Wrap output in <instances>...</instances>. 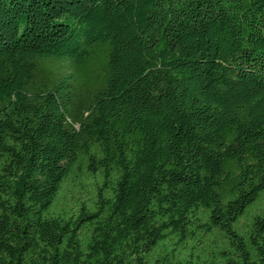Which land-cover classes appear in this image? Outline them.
I'll use <instances>...</instances> for the list:
<instances>
[{
  "label": "trees",
  "instance_id": "16d2710c",
  "mask_svg": "<svg viewBox=\"0 0 264 264\" xmlns=\"http://www.w3.org/2000/svg\"><path fill=\"white\" fill-rule=\"evenodd\" d=\"M0 264H264V0H0Z\"/></svg>",
  "mask_w": 264,
  "mask_h": 264
}]
</instances>
